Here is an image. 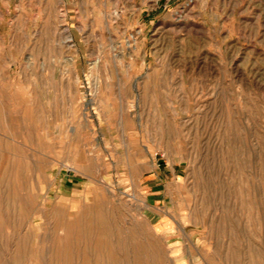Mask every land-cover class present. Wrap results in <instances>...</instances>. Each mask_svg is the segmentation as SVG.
<instances>
[{
  "label": "rangeland",
  "instance_id": "1",
  "mask_svg": "<svg viewBox=\"0 0 264 264\" xmlns=\"http://www.w3.org/2000/svg\"><path fill=\"white\" fill-rule=\"evenodd\" d=\"M0 264H264V0H0Z\"/></svg>",
  "mask_w": 264,
  "mask_h": 264
},
{
  "label": "bare ground",
  "instance_id": "2",
  "mask_svg": "<svg viewBox=\"0 0 264 264\" xmlns=\"http://www.w3.org/2000/svg\"><path fill=\"white\" fill-rule=\"evenodd\" d=\"M85 219H86V217H85L83 220H85ZM86 220H87V219H86ZM85 222H86V221H84V224L87 225L88 222H87V223H85ZM89 224H90V223H89ZM67 229H68V228H67ZM68 230H69V229H68Z\"/></svg>",
  "mask_w": 264,
  "mask_h": 264
}]
</instances>
